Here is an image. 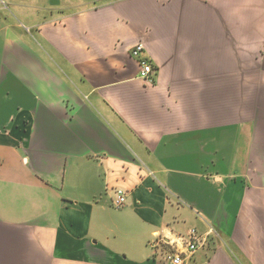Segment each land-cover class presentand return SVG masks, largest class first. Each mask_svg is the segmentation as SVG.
<instances>
[{"label":"crops","instance_id":"obj_1","mask_svg":"<svg viewBox=\"0 0 264 264\" xmlns=\"http://www.w3.org/2000/svg\"><path fill=\"white\" fill-rule=\"evenodd\" d=\"M192 229L189 264H264V0H0V264Z\"/></svg>","mask_w":264,"mask_h":264},{"label":"built area","instance_id":"obj_2","mask_svg":"<svg viewBox=\"0 0 264 264\" xmlns=\"http://www.w3.org/2000/svg\"><path fill=\"white\" fill-rule=\"evenodd\" d=\"M144 47L142 44L136 45L132 50V55L138 57L140 60V66L142 67L141 76L144 79L151 78L154 75V69L150 62L146 59H142L141 53ZM126 203V193L123 190L116 192V198L114 206L121 208ZM183 243L181 246H177L175 243H166L169 248L162 251V260L166 264H189L191 256L200 248L203 243L202 237L197 233L196 230L192 229L188 233L186 238L182 239ZM158 243V247L160 246ZM156 246V245H155Z\"/></svg>","mask_w":264,"mask_h":264},{"label":"rangeland","instance_id":"obj_3","mask_svg":"<svg viewBox=\"0 0 264 264\" xmlns=\"http://www.w3.org/2000/svg\"><path fill=\"white\" fill-rule=\"evenodd\" d=\"M3 3H6L7 4V2H3Z\"/></svg>","mask_w":264,"mask_h":264}]
</instances>
